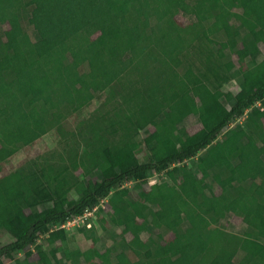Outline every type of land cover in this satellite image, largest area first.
<instances>
[{
    "label": "trees",
    "instance_id": "1",
    "mask_svg": "<svg viewBox=\"0 0 264 264\" xmlns=\"http://www.w3.org/2000/svg\"><path fill=\"white\" fill-rule=\"evenodd\" d=\"M6 24L0 238L11 240L0 264H264V0H0ZM110 74L118 88L86 111ZM53 131L56 148L13 166ZM142 131L152 139L144 160ZM152 172L165 173L160 196ZM96 208L97 222L78 231L89 249L53 231ZM228 215L242 235L225 230ZM100 232L109 254L97 259Z\"/></svg>",
    "mask_w": 264,
    "mask_h": 264
},
{
    "label": "rangeland",
    "instance_id": "2",
    "mask_svg": "<svg viewBox=\"0 0 264 264\" xmlns=\"http://www.w3.org/2000/svg\"><path fill=\"white\" fill-rule=\"evenodd\" d=\"M189 5L188 4H184L183 6H181L180 11L177 15V20L183 24L186 25L188 23H190L191 21H193V18L187 14V9H188ZM0 31L3 35L4 38H6L8 35L11 34L10 31V26L8 24L3 25L0 27ZM262 52L264 54V46H262ZM127 78H129V80L134 81L137 79V76L135 73H130ZM117 80V76L114 74H110L109 80L107 82L109 89H107V91L105 92V96L103 95L101 97L100 100H95L92 102V104L87 108L86 111H89L94 109L96 106L100 105L102 103V101L105 100L106 96L109 94L110 92V88L113 87V85L115 86V82ZM117 86V85H116ZM115 86V87H116ZM118 88V86L116 87V89ZM230 88V87H228ZM227 90H231L234 89L233 87L231 89ZM236 91V90H234ZM217 96L223 101L225 102V98L223 96V93L221 91L217 92ZM69 123V121L67 122V124ZM185 127L187 129V131L192 134L195 131H197L198 129L201 128V124L199 123L198 119H188ZM141 139L143 141V147H144V151H142V153L139 155L141 160H144L146 157L145 155L149 152L148 147L150 145H152V139L149 135L148 131H142L141 134ZM60 138H62L61 134L59 135L56 131L51 132L48 136H46L45 138H43L42 140L38 141L37 143H35L34 145L30 146L28 149H26L25 151H20V153L18 155L13 156L10 158V162L13 164L14 167H20L23 164H27L29 162L30 159V155L31 154L34 158L37 155L40 154H44L45 151H51L52 149L56 148L58 146V142L60 140ZM57 156H55L56 158ZM9 166V165H8ZM80 175V178H82V175ZM200 179L201 182L204 186V188H207V183L210 180V176L208 175V173L206 171H201L200 172ZM165 180H166V176L164 172H152L149 174L148 176V181L149 184L152 186V189L155 193L156 196H160L164 193L167 192V187L165 185ZM131 185V184H130ZM129 185V186H130ZM71 195L74 197H77L75 191H72ZM107 200H103L100 204V207L104 209V216L106 215V210H107V204H106ZM46 207L51 208L53 206V204L51 202H47L45 204ZM96 212H97V208L94 209L91 213L92 214H87L82 218H77V219H73L71 221H69L67 224H59L57 226H55L53 228V231H56L58 229H64L65 231V237L68 238V240H75L76 242H78V244L80 245V247L83 250H87L89 249L90 246H92V242L90 240H87V238H85L79 231V229L83 226H85V224L87 225V223H90L91 225L96 221ZM121 223V222H120ZM95 224V223H94ZM224 227L225 230H227L228 232L232 233V234H237V235H242L245 231H246V226L243 223L242 219L236 215H228L227 218L225 219V223H224ZM120 229H114V234L117 235L119 233ZM51 232H49L47 230V233L43 234V236L41 237V242H43V240H45V238H49ZM101 234V242L98 244L97 247V251H96V257L97 259H100L102 256L109 254V243H108V237L105 235V233L100 232ZM62 237H64V234H61ZM11 240V237L7 234V233H3L1 235L0 238V246L9 242ZM32 250V248H31ZM34 252V249H33ZM24 256L23 254L19 255V257ZM241 260V255L238 254L236 256L235 262L238 263ZM31 261L32 262H37L38 261V257L37 254L33 253L32 257H31ZM4 264H13L12 260L6 259L4 261ZM72 264V263H69Z\"/></svg>",
    "mask_w": 264,
    "mask_h": 264
},
{
    "label": "built area",
    "instance_id": "3",
    "mask_svg": "<svg viewBox=\"0 0 264 264\" xmlns=\"http://www.w3.org/2000/svg\"><path fill=\"white\" fill-rule=\"evenodd\" d=\"M92 211H93V210H92ZM92 211H87L83 216H81V217H77V218H82V217H84V216L87 215V214H92V213H91ZM77 218H75V219H77ZM70 221H71V220H70ZM68 222H69V221H68ZM68 222H67V223H68ZM67 223H65V224H67ZM87 227H91V224H88Z\"/></svg>",
    "mask_w": 264,
    "mask_h": 264
},
{
    "label": "crops",
    "instance_id": "4",
    "mask_svg": "<svg viewBox=\"0 0 264 264\" xmlns=\"http://www.w3.org/2000/svg\"><path fill=\"white\" fill-rule=\"evenodd\" d=\"M20 152L16 153L14 156L16 157V155H18Z\"/></svg>",
    "mask_w": 264,
    "mask_h": 264
}]
</instances>
